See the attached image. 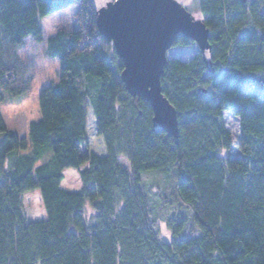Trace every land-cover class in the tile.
Wrapping results in <instances>:
<instances>
[{
    "label": "trees",
    "instance_id": "trees-1",
    "mask_svg": "<svg viewBox=\"0 0 264 264\" xmlns=\"http://www.w3.org/2000/svg\"><path fill=\"white\" fill-rule=\"evenodd\" d=\"M75 3L79 27L44 40L58 74L38 93L39 119L19 137L0 115V264H264V0H196L209 49L167 57L160 76L176 140L126 91L91 0H0V88L26 93L17 50ZM224 111L237 118L236 157ZM66 168L78 171L75 191L60 187ZM147 173L165 186L152 193ZM35 189L45 218L29 221L22 195Z\"/></svg>",
    "mask_w": 264,
    "mask_h": 264
},
{
    "label": "water",
    "instance_id": "water-1",
    "mask_svg": "<svg viewBox=\"0 0 264 264\" xmlns=\"http://www.w3.org/2000/svg\"><path fill=\"white\" fill-rule=\"evenodd\" d=\"M95 22L122 62L120 80L128 94L142 98L154 124L176 140L177 116L161 92L160 76L177 35L192 40L202 53L209 49L203 21L176 0H112L96 10Z\"/></svg>",
    "mask_w": 264,
    "mask_h": 264
},
{
    "label": "rangeland",
    "instance_id": "rangeland-1",
    "mask_svg": "<svg viewBox=\"0 0 264 264\" xmlns=\"http://www.w3.org/2000/svg\"><path fill=\"white\" fill-rule=\"evenodd\" d=\"M112 0H91L95 9L103 6L106 2ZM178 1L193 17L199 18L196 0H176ZM79 11L78 3L69 6L66 9L55 12L40 20L42 28L43 41L35 42L31 38L24 39L22 45L17 50V56L27 65L28 89L21 96L12 97L0 88V115L7 129L14 131L19 137L26 136L27 127L30 122L37 121L40 117L38 110V93L41 88L53 82L57 78L58 63L55 59L49 58L45 54L44 40L54 35L59 29L73 31L79 27L77 14ZM196 49V45L192 44L187 47L173 45L170 47L166 55L167 57H180L187 60L191 53ZM243 90L251 92H259L260 86H252L243 83ZM223 120L226 128L232 133L233 141L228 151V156L236 157L238 150L236 147L238 135L237 118L233 117L229 112H223ZM225 155L224 151L220 153ZM120 162L124 164V160L120 158ZM145 182L153 183L152 193L157 192V186H162L163 179L159 178L157 173H147L144 176ZM164 186L166 182H163ZM80 186L78 171L73 168L63 170V179L60 187L67 191H75ZM86 217L94 214V211L88 203L85 208ZM22 212L29 221L40 220L45 218V211L41 202L40 193L37 189L25 192L22 195ZM159 237L163 241H170V233L163 222H158Z\"/></svg>",
    "mask_w": 264,
    "mask_h": 264
}]
</instances>
